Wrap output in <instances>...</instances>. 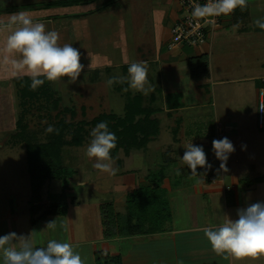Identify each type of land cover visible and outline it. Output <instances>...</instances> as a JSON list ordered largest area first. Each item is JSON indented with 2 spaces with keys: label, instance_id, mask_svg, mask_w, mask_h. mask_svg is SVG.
Masks as SVG:
<instances>
[{
  "label": "crops",
  "instance_id": "0c3cea01",
  "mask_svg": "<svg viewBox=\"0 0 264 264\" xmlns=\"http://www.w3.org/2000/svg\"><path fill=\"white\" fill-rule=\"evenodd\" d=\"M179 2L180 0H157L152 5V38L156 47L153 62L171 69L168 72L172 71L173 77H170L168 84L163 83L152 89V93L143 95L138 92L135 96H140L141 101L139 104L136 102L138 107L151 114L149 118L152 127L157 128L147 145L128 151L119 149L113 157L114 167L118 169L115 176L94 169V161L88 158L92 169H85L84 174L74 173L78 184L72 188L75 193L72 196L73 202L67 206L65 215H50L38 219L55 203L42 202L41 193L38 200L30 202L29 211L33 205L40 206L39 211L34 214V220H39L45 229L50 220L56 219L57 224L65 222L68 241L76 246L87 264H98L96 254L109 258L120 257L122 264H264V257L255 260L245 258L237 262L217 256L212 252L203 232L205 227L222 223L225 215L237 219L238 209L264 202V122L262 125L258 122L259 96L264 91V30L254 23L256 19L264 18V0H248L246 9L238 8L230 16H221L220 28L211 34L204 46L195 50L191 48L194 50L191 54L184 52L183 47H168L170 30L179 15ZM88 10L91 11L86 12L87 14L84 12L78 19L64 18L62 15L63 19H59V23L51 22L45 12H74L71 13L74 15L81 12L72 7L42 11L39 17L30 15L35 21L44 23L48 30L62 32L60 37L63 44L70 38L81 37L88 17L97 9L91 7ZM111 13L119 15V12ZM73 20L75 23H72ZM50 22L52 26L48 28L47 23ZM237 24L239 27L234 28ZM121 26L125 30L123 19L119 21V28ZM124 30L112 42L113 48L121 57L120 61L114 62L113 57L117 59L116 53H88L84 56V59H88L86 64L83 63L84 67L90 65L94 68H112L118 63L125 70L129 63L134 62L130 60ZM163 39L167 40L165 50ZM3 40L4 34H0V46ZM200 55L207 57L209 76L194 80L190 75L188 61ZM23 77L27 76L15 74L9 66L0 62V82H5L4 85L0 83V96L13 94L16 102V81ZM149 80L151 79L148 78ZM61 82L57 83L62 85ZM186 86H192L194 90H187ZM193 97L198 99L192 101ZM187 98H191L189 103ZM128 103L127 100L121 118L125 116V106ZM244 110L251 117L252 123H246L243 119ZM140 118L143 117L138 116L136 120ZM224 137L235 147L227 160L226 172L220 170L221 162L212 150L213 139ZM191 140L195 146L203 147L211 165L210 168L198 167L199 176L195 177L191 176V169L180 160L185 151L183 145ZM149 147L156 160L157 151L161 153L160 169L137 167L132 163L138 156L148 154ZM47 182L48 180L41 190ZM103 182L106 183L103 192L111 199L110 204L122 223L123 234L113 239L103 236L104 227L100 217L103 204H85L77 199L78 194L88 187H104ZM140 188L161 193L159 199L165 202L163 208L169 214L162 231L148 230L147 223L142 230L144 233L132 234L126 228L129 224H139L137 217L129 213L127 200ZM70 190L69 188L66 192L60 182L58 186H52L49 193L68 198ZM81 205L83 208L74 213L75 208ZM120 207L123 208L122 212L117 211ZM79 219L81 223L76 227ZM18 220L17 215L8 211L5 219L0 220V236L9 233L5 221L17 223ZM21 234L26 236L27 231L20 230ZM45 235L46 238L48 233Z\"/></svg>",
  "mask_w": 264,
  "mask_h": 264
},
{
  "label": "rangeland",
  "instance_id": "374dc122",
  "mask_svg": "<svg viewBox=\"0 0 264 264\" xmlns=\"http://www.w3.org/2000/svg\"><path fill=\"white\" fill-rule=\"evenodd\" d=\"M61 1L67 3L71 0H0V19H6L9 14L18 11H25L37 17H39L42 11L65 10V8L71 9L72 7H76L77 12H81L80 14L75 13V15L71 14L74 12H61V14L59 12H45V15L47 14L46 17L48 16L52 20L51 22L59 23V19H63L61 18L63 16L64 18L78 19L82 17L84 12L87 14L86 12L91 11L88 8H96V12H93L88 17L86 26L82 28L83 34H81V37L70 38L68 41L63 39L66 41L64 43H70L73 47L79 49L81 63L86 64L88 59H84V56L88 53H116L117 59L113 57V60L114 62L120 61L121 57L117 50L113 48L112 42L119 37L120 31L124 30L122 26L119 28V21L123 19L126 24L124 34L128 42L130 60L146 62L148 66V78L151 79L149 80V84L152 89L160 85L162 86L163 83H169L170 77H173L172 71L168 72L171 69H167L166 66L164 67L160 63L153 62L156 47L152 38L154 28L151 12L152 5L157 0H82L78 5L54 7V3ZM111 12H119V15L116 16ZM74 21L72 23H75ZM51 22L47 23L48 28H51ZM61 33H59L60 36L63 35ZM61 41L62 37H60ZM163 41V50H165L167 40L163 39ZM180 47H183V51L189 54L195 50L190 47ZM117 64L112 68L84 67V70L75 82H70L67 77L61 82L62 85L50 82L54 97H42L33 108L29 105V113H26L24 121L28 127L24 132V141L38 144L47 143L52 133L46 132L45 129L49 125L54 128L55 124L63 119L73 124L71 130L67 131L65 135V140L72 144L74 140L73 135L76 134L75 128L80 121L92 120L101 113H111L117 117H122L124 115L123 108L125 103L127 100L132 102L138 91L129 88L127 83H117L111 87L107 86L106 80L110 77H127L126 70L128 67L126 66L124 70L122 65ZM159 76H161L160 79ZM159 81H161V84ZM0 83L4 85L5 82ZM64 86H68L69 88H65ZM192 86H186L185 88L190 90L193 88ZM150 92L152 93V91ZM57 98L60 100L58 108L53 104V100ZM193 98L192 101L198 99ZM190 99L187 98L188 103L191 101ZM15 100L16 102L14 101L13 94L11 96L7 94L0 96V220L5 219V214L8 211L17 215L19 218L17 223L11 221L7 223L5 221L6 226L8 225L9 233L15 232L20 235V230H25L28 235L32 231H36L35 239L38 246H45L49 239L68 241L67 230L65 231L61 228V224L56 223L57 228L53 231L45 229L43 224L38 222L39 220L32 222L34 214L29 211L30 202H34L39 198H31V174L26 148L23 144L17 143V141L14 142L11 138V135L16 131V122L21 112L18 95ZM63 108H68L69 110L59 113ZM82 110L84 114H82ZM242 115L246 123H252V119L248 116L246 110L243 111ZM92 129L93 127L85 128L83 132L85 133V143L81 147L66 146L62 149V164L67 168L70 175V179L65 183L66 192L69 188L71 189L67 193L70 197L55 196L49 193V189L52 186H58L61 182L60 180L50 179L42 190L40 189L39 191V194H42V202L61 203L66 207L71 205L73 202L72 196L75 194L72 188H75V185L78 184L75 174L79 172L84 174L85 169H92L91 163L85 155L86 147L92 139L90 135ZM148 150V154L142 155V157H140L141 155L138 156L132 163L137 167L141 166L144 168L145 166L150 169H160L162 165L161 153L157 151L156 160L154 152L150 151V147ZM105 184L104 182L102 184L104 187L97 185L99 188L91 186L84 189L78 194V201H82L85 204H95L98 202L99 205L110 203L111 199L103 192L106 189ZM82 208V205L76 207L74 213ZM117 211L122 212L123 208L120 207ZM97 212L99 213V211ZM100 217H102L101 213ZM74 220H76L75 215ZM79 223H81L80 219L76 222L75 226L77 227ZM47 233L48 236L45 238V234Z\"/></svg>",
  "mask_w": 264,
  "mask_h": 264
},
{
  "label": "clouds",
  "instance_id": "9594fccd",
  "mask_svg": "<svg viewBox=\"0 0 264 264\" xmlns=\"http://www.w3.org/2000/svg\"><path fill=\"white\" fill-rule=\"evenodd\" d=\"M248 0H207L204 4H194L191 15L194 19L204 21L205 25L214 26L215 18L230 16L236 9L244 10ZM264 30V18L254 21ZM239 24L234 25V28ZM0 34H4L0 57L3 64L9 66L17 75L27 76L31 90L35 91L44 83H57L65 77L75 82L84 65L81 63L79 49L70 43H60V34L48 30L42 22L35 21L25 11L9 14L0 19ZM90 68V65H89ZM127 83L129 88L148 95L152 87L148 81L146 62L129 63L127 77H110L107 86ZM46 132L57 131L49 125ZM92 139L87 145L85 155L94 163L92 167L101 172L115 176L118 169L114 167L112 151L117 146V137L109 130L106 121L99 122L90 133ZM185 151L180 158L183 165L191 169V176H199L197 168H210L202 146H195L192 140L183 145ZM212 150L221 162L220 170L227 171V160L235 151L233 143L227 138L213 139ZM177 174H180L179 169ZM237 219L225 215L218 225L203 229L211 250L225 260L243 261L264 257V202H256L246 208L237 210ZM56 219L47 223L46 229L56 230ZM65 231L67 226L61 224ZM36 231L27 236L15 232L0 236V264H87V261L69 241L49 239L45 246H38Z\"/></svg>",
  "mask_w": 264,
  "mask_h": 264
},
{
  "label": "trees",
  "instance_id": "16d2710c",
  "mask_svg": "<svg viewBox=\"0 0 264 264\" xmlns=\"http://www.w3.org/2000/svg\"><path fill=\"white\" fill-rule=\"evenodd\" d=\"M82 0H71L67 3L63 1L54 3V7L66 5H78ZM91 1V0H88ZM94 1V0H92ZM72 2V3H70ZM189 71L192 79L201 80L209 76L208 61L205 55L190 58L188 61ZM30 79L28 77L19 78L16 81L17 95L20 99L21 112L16 122V131L11 135L13 141L23 144L26 148L28 161L30 165L31 174V189L32 199L39 198V191L43 184L50 179L60 180L63 189L65 190V183L70 179L67 168L62 164L61 156L62 149L66 146L81 147L85 143V128L95 127L99 122L106 121L109 130L114 132L117 137V146L112 151V156L115 157L119 149L124 148L126 151L130 149L142 148L147 145L150 136L157 131V128L152 127L150 121L151 114L141 110L137 103L141 101L140 96L135 97L132 102L125 106V116L123 118L117 117L111 113H101L89 121H80L75 128L76 134L73 135L74 140L72 144L65 140L66 132L71 130L72 123L65 120H59L53 131L50 139L45 144L25 142L23 138L25 131L28 129L24 122L26 113H29V105L33 108L37 105L42 97H54V92L51 89L50 82H45L43 86L33 91L30 88ZM137 102V103H136ZM60 100L57 98L53 100L56 108L59 107ZM69 110L63 108L59 113ZM145 111V112H144ZM82 114L84 111L82 110ZM143 118L136 120V117ZM141 135V137H140ZM161 193L149 191L148 189L140 188L134 194L128 197L127 203L129 213L139 220L137 226L127 225L126 228L132 234L144 233L142 230L148 224V230L156 232L162 231L166 218L169 214L164 207L165 202L159 199ZM40 209L39 205H33L30 208L32 214H36ZM102 223L104 227L103 236L107 239H113L123 234L122 223L120 216L115 213L113 205L108 203L101 206ZM67 207L61 203L50 205L44 213L38 218H44L50 215H65ZM36 220L33 219L32 222ZM98 257V264H122L120 257L109 258L105 255L96 254Z\"/></svg>",
  "mask_w": 264,
  "mask_h": 264
},
{
  "label": "built area",
  "instance_id": "2783aa9c",
  "mask_svg": "<svg viewBox=\"0 0 264 264\" xmlns=\"http://www.w3.org/2000/svg\"><path fill=\"white\" fill-rule=\"evenodd\" d=\"M207 0H180L179 15L170 30L169 49H176L180 46L193 49L204 46L211 34L221 26V16L215 18V25H205L204 21L194 19L191 15L194 4H204ZM258 103V122H264V91L260 92Z\"/></svg>",
  "mask_w": 264,
  "mask_h": 264
}]
</instances>
